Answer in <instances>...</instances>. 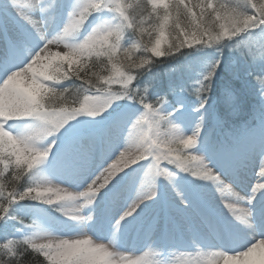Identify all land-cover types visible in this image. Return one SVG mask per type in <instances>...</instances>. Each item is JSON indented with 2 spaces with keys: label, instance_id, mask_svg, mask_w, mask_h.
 <instances>
[{
  "label": "snow or ice",
  "instance_id": "snow-or-ice-1",
  "mask_svg": "<svg viewBox=\"0 0 264 264\" xmlns=\"http://www.w3.org/2000/svg\"><path fill=\"white\" fill-rule=\"evenodd\" d=\"M0 264H264V0H0Z\"/></svg>",
  "mask_w": 264,
  "mask_h": 264
},
{
  "label": "trees",
  "instance_id": "trees-1",
  "mask_svg": "<svg viewBox=\"0 0 264 264\" xmlns=\"http://www.w3.org/2000/svg\"><path fill=\"white\" fill-rule=\"evenodd\" d=\"M225 55L229 59H233V57H231L228 53H225ZM182 64H183L182 60H180V61L169 60V61H165L162 64L157 65L156 68H154V71L156 73L166 72V70H168L167 73H163V76H160L161 78L159 81H157V83L158 84L165 83L166 79L173 78V77L181 79L182 78V71H181V69H177V67L181 68ZM234 87L236 88L237 92H239L240 88H241L240 82L234 83Z\"/></svg>",
  "mask_w": 264,
  "mask_h": 264
}]
</instances>
